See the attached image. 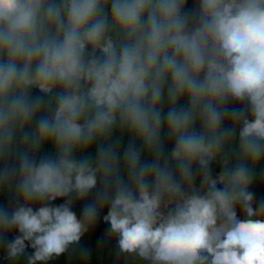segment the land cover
I'll return each mask as SVG.
<instances>
[{"label":"clouds","instance_id":"9594fccd","mask_svg":"<svg viewBox=\"0 0 264 264\" xmlns=\"http://www.w3.org/2000/svg\"><path fill=\"white\" fill-rule=\"evenodd\" d=\"M192 3L0 0L8 264L29 248L27 264H49L105 208L133 264H264V201L249 190L264 167V0Z\"/></svg>","mask_w":264,"mask_h":264},{"label":"trees","instance_id":"16d2710c","mask_svg":"<svg viewBox=\"0 0 264 264\" xmlns=\"http://www.w3.org/2000/svg\"><path fill=\"white\" fill-rule=\"evenodd\" d=\"M186 9L192 10L193 3L192 0H187ZM40 93L38 90H33L32 96H39ZM184 103V102H182ZM230 108L243 109L245 106L239 103H231L229 105ZM164 111H167V105L164 107ZM230 118L226 121L225 126L230 124ZM119 134L113 137L114 140L118 138ZM164 141V151L166 154L170 153L172 148V142L166 137L163 136ZM129 139L125 136L122 141L119 142L118 147L121 155L126 150L129 145ZM137 147H140L139 143H137ZM93 159L95 158L96 149L93 146L88 153ZM54 155V151L50 145H46L40 153L37 154V160H39L43 156H52ZM15 162V161H13ZM212 174H218L220 171L219 167L216 164L211 165ZM198 183V181H197ZM99 187V184H98ZM254 193V208L258 206L261 201H264V167L257 168L256 176L254 178L253 184L249 189ZM95 192L93 191L89 195V197L84 201H76L73 206V211L76 213L77 217L80 218L82 215V210L85 204L90 203L95 198ZM58 205L63 203V200H57L53 202ZM15 204V200L13 197H10L6 194L0 195V208L11 209ZM107 214V208H105L95 224V226L81 239L78 245H74L68 253L50 261L49 264H133L132 261L126 260L122 256L117 255L118 245L116 243V239L114 237L109 238L107 236V230L110 227L105 224L103 221V216ZM238 215L242 217V214L238 210ZM17 233L15 231H11L7 234L6 239L10 242ZM32 250L29 248L24 256H22L16 264H27V256L31 255ZM86 253V255H85ZM0 264H8V262L4 259V249L0 247ZM135 264H145L142 260L135 261Z\"/></svg>","mask_w":264,"mask_h":264}]
</instances>
